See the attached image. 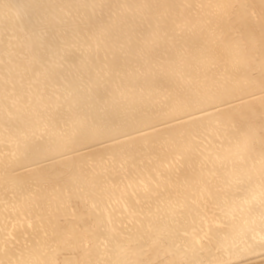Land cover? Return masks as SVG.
<instances>
[{"label":"bare ground","instance_id":"obj_1","mask_svg":"<svg viewBox=\"0 0 264 264\" xmlns=\"http://www.w3.org/2000/svg\"><path fill=\"white\" fill-rule=\"evenodd\" d=\"M10 1L11 0H5L4 2L2 1L3 3H1V11L3 12L7 10L5 12L7 15L8 9H10L13 16L11 20V14L7 15V17L9 16V19H5L6 23L3 24L7 26L6 28H8V26L9 29L10 27H12V29L15 30V34L19 37V40L17 39L18 42L26 45V48H28L29 50L32 49L31 54L35 56L37 62L39 61V58L41 59V62L39 61V63H36L35 61H33L32 63L29 62V64L25 60H22L19 61L18 64H15L16 62L13 61L15 66H12L13 64L10 61L11 63L6 64L5 69L7 70V65H10L9 72L12 70V68L14 70H17L16 72H20V74L16 73L15 71H11L10 73L15 72L13 73V77L15 75V78H17L18 76H22L21 82H25V80L29 81L32 79H36V77L38 76L43 79L42 82H45V85L46 83L48 85H50L51 83H58L59 86V83H61V85H63L61 88L63 92H60L58 90L59 87L57 90L60 92L59 95L62 97L60 100L63 102L64 99V102L63 106H60V109H63V111L61 112L60 109L55 111L54 107L56 108L58 106L59 108V100L55 101L56 98H51V96L49 97L48 95L44 94L45 90L43 94H36V90L35 94L33 95H35V99L40 98V100L37 99L38 102H40L35 105V102L33 100L31 101L28 99L29 96H27L26 98V96L23 95L26 88V86L24 88V82H22V85L24 83L23 89L21 88V86L14 87L15 91L24 90L21 93V96H24L26 98L25 99L24 97H20V92L18 91V94L14 93L17 95V97H20L19 99H21V101L19 102H16L17 100L15 101L16 103H18V105L15 104L17 107L19 106L18 109H15V106L11 107L8 102H5L6 105H10V109H8L9 111L6 110V114H4V112L3 114L5 115V117L8 114H12L13 118H11L12 124L10 125L9 130L5 133L4 130H6L7 127H4L8 123L4 124V122H2L4 118L3 114L0 116V139L5 138V140L12 142V140L9 139H12L14 136H18L17 138H20V140L18 139L20 142L15 143V145H5V143L2 141L1 142L4 144L0 143V194L1 191H7L13 194V196H9L10 199L6 203H4L5 201L3 203L2 201L0 202V235L4 238L2 241H0V264H264V58H262L264 56V0H210V3L204 4L206 5V8H204V6V10L202 12L201 10L200 12L198 11L200 14L205 13V17H208L213 21L212 24H214L216 28L210 31L204 30L205 24H201L200 22H198L200 21L199 19L201 17V15H198V12L196 13L197 16H189V18H186L190 19V21H188L189 24L191 23L190 25L188 24L189 26H194V23H199V26L196 25L198 26V32H195L194 28L192 32L190 30V32L186 33V30H184L183 33L185 34V36H183L181 39V45H183L184 47H189L191 49L193 48L194 50L192 52H189L187 56L183 57V54L181 53V50L183 48L181 46V48H179L176 53L173 52L171 48V50L168 49L169 51H165L166 56H164L165 54L161 57H158V55L155 56L156 58H161V60L162 58L165 60L166 57L172 56L173 54H175L176 57L174 56V62H164L162 60V63L160 64V72L157 70L150 71L148 69L150 72H147L148 74L146 75V77L144 75L145 78H143V80L146 81L142 82L141 80V84L139 81L140 86L142 87L143 85L142 92H144L145 95H149L151 97V94L155 92L156 89L162 87V85H164V82L166 83L165 79L169 77L174 78L175 74L178 73L179 75L181 74L178 79L180 80V83L183 87L182 95L177 97V93H173L172 97H169L172 101L171 104H173V109L169 114H158L153 117L147 112V114L139 115L136 119L137 122L135 121V123L136 127H138L137 124H139L138 120L140 119L139 121L142 122L143 125V128L141 129L137 128L133 129L132 131L131 126H134V122L133 125L120 124L121 126L119 128H116H118L119 132L121 131V135H119V132L117 133L119 135L118 137H120V139L123 138L124 140H122L121 142L113 141V143L111 141L115 137H113L114 135L111 136V134L116 133V128L112 129V124H109L107 122L112 121L114 118H118L115 116L120 110V103L116 100L117 98L119 99V97L121 98L122 96H126L130 93L128 89H126L127 87L137 86L138 81H136L135 79L136 75L132 74L131 78H126L129 82L128 83L126 81L128 83L125 86L126 88H124V86L122 87V89H120L121 87H115V89L118 90H112L110 89L112 87L110 85L109 90L112 91L111 94H108L110 92L109 90H106L108 85L105 81H102V78L104 77L103 75H105V72H113L116 67L118 68L120 55L115 56L117 55L116 53H118L117 51L114 53V56H111L112 52H108L109 54H111L109 55L111 56V58H108L107 53V60L104 61V63L106 62L107 67H105V69L103 67V69L105 70V72L103 71L104 74L101 75L102 73H100L99 75L98 71L95 72L94 70V73L92 74V71H90L89 73L92 74V76L90 75L91 78L89 79V81L82 74L80 68H77L78 72L76 73L78 74L73 75V71L69 75V72L65 73V68H60L61 66L57 67V65L54 66L45 64L46 57L49 54L51 55V52L54 53L55 48L54 50L52 49L54 45H50L49 39L46 43L44 41L43 43L42 41H40V37L35 36L34 38H31L29 36H26V29L35 30V27L31 25L32 21H30L29 14L39 13L41 16L43 15V22L46 23V26L47 24L54 26L55 20L58 19L55 18L59 17L56 15H62V11H60L59 9L61 8V5H66L72 0H15V4L12 2L13 5ZM124 1L125 0H123V2ZM81 2L83 3V1ZM93 2V0H90V3ZM126 2L128 6L129 4H131L130 6H140L141 9L142 5V8L144 9L146 0H126ZM86 3L89 4V1L86 0ZM98 3L100 2L98 1ZM124 4L126 3L124 2ZM178 4L179 3L177 0H158L156 4L158 5L156 6V12L151 9H149V11H153V17H155V13L156 15L161 17L160 15L166 11L165 7L169 6L167 11L170 10V12L168 13L171 14V11L179 10ZM92 7L93 6H90L89 8L91 9ZM118 7L120 8V6ZM132 7H130L129 11ZM89 8L85 7L82 12H84V15H86L85 20L91 19V23L93 17L90 18V14L93 10L91 9L90 12ZM53 9L56 13L54 15L53 12L52 17L51 12L53 11ZM132 12L136 14L133 10H131L129 14ZM141 12L144 14L143 11H140L139 13L142 14ZM145 14H147V12ZM174 14L175 13L173 12L172 15ZM158 16L157 19L159 20L156 21L157 23H159L158 21H160L159 24H161V21H163V17L159 18ZM13 18H15L16 21ZM60 18L62 17L60 16L58 21H61ZM150 19L151 18H149V20ZM163 19L165 20V18ZM99 20L101 19L99 18ZM151 22L152 19L150 23ZM150 23L149 25L152 24ZM207 23H209V21ZM94 25L95 24H93V26ZM239 25L243 26V30L240 31L241 33L237 31ZM122 26L125 27L124 25ZM72 27L74 28V26ZM82 27L83 26H81V30ZM104 27L102 28L103 30L105 29ZM165 27L166 26H164L163 24L162 27L159 25V29L161 28V32L165 30ZM77 28L80 29L79 26ZM85 28L83 30H85ZM131 28L129 27V29ZM152 28H149L152 30V32L157 34L161 33L160 30L159 32H157L158 28L154 29L153 26ZM201 28H203V31H201ZM123 29L124 28H122V30ZM72 31L73 30H71V32ZM77 31L80 32V30L78 29ZM111 32L113 33L112 30ZM128 32L130 33V31ZM148 32L150 33V30L147 31V33ZM147 33H145V35ZM125 34L128 35L127 32ZM204 34L207 35V37H205L206 35L204 36V40L206 42L203 47L204 49L202 50L205 52L203 53V55H200L197 53V51H201V49L199 48L204 44H202L201 41ZM68 35L70 34L68 33ZM147 36L145 37L146 43ZM108 37H110V34ZM161 37L159 38L160 40L162 39ZM63 38H65V40L69 38V42L72 39H70V36L67 38V35H64ZM80 38L83 39L82 43H84L85 34L84 38L82 36ZM121 38L124 39L125 36H122ZM136 38L135 40H137ZM141 38L143 39L144 37ZM149 38L150 34L148 39ZM131 39L133 41L132 36ZM159 39H157L158 42ZM91 40H93L92 37ZM91 40L89 39V42ZM141 40L138 39V41ZM152 40L153 38L151 39V41ZM108 41L111 42V39ZM112 44L113 43H111V46L109 44L108 45L112 48ZM85 45L89 47L90 44ZM100 45L101 43L99 44V46ZM114 45L115 44H113V46ZM125 45L127 46L128 43ZM93 46L91 45L92 48ZM139 46L141 47V45ZM91 47H89V49ZM116 47L117 45L115 46V48ZM111 48H109L110 51H112V49L113 51H115L114 48ZM119 48L120 47H118V49ZM4 49L6 48L0 45V55H2V51L4 53ZM106 50L108 49L106 48ZM123 50L124 48H122V50L120 49V51ZM129 51H131V49ZM101 52L102 51H100V58L102 57ZM124 52H127V49L126 51H123V53ZM5 53L4 55L6 56ZM91 54L94 55V52H91ZM180 54H182L181 58ZM93 55L91 57H93ZM8 56H10V54L7 55V58H9ZM71 56L73 55L68 56L67 59L72 60L73 57L71 58ZM91 57L87 56V58H89V62H92ZM207 57L208 59L210 57V60H204V58ZM63 58H66V55L65 57L63 56ZM82 58L83 61H86L84 60V57ZM100 58L98 59L99 61L102 60V58ZM75 59L77 60V57L74 58V60ZM166 59L168 60V58ZM212 59L215 62L226 61L227 59V63L225 62L226 65L223 68L224 74L226 76L229 75L230 78H227V80L225 79L226 81H216L219 86H221V84L222 86L220 87V91L217 93L215 92L216 94H214L213 97L210 96L212 95L211 92V94H204L206 86L201 85L200 83L197 84L193 88V92L195 95H199V93H202L200 97L201 101L199 103L195 102L196 104H193L192 102H194V100L192 101L191 98H187L189 97V95L193 94V92L191 91V82L194 81L193 78L197 76V74L205 76L204 74L208 73V71L206 73L205 70H202V67H206L208 62L213 61ZM10 60H13V56ZM74 60H72V62ZM72 62L70 64H72ZM85 63H87V66H89V63L87 61ZM92 63H95L96 65V62ZM158 63L159 61L157 62V64ZM44 64L46 66L45 68L43 67ZM82 64L84 63L81 62V66ZM101 64L100 66H105L104 64ZM190 65L194 67V70L200 71V73H196V71H194L193 68L190 67ZM87 66L85 65V67ZM75 67L73 68L75 69ZM96 67L98 66L96 65ZM96 67H94V69H97ZM71 68L72 67H70V69ZM88 68L90 69V66ZM19 69L20 71H18ZM120 69L123 68L120 67ZM255 69L260 70L257 73V75H260V78L254 76L253 70ZM4 70L3 72H5ZM188 71L191 72L188 73ZM6 76H8V73L4 75L5 78H8ZM126 76L128 77L129 75ZM79 77H81L82 79H79ZM113 77L115 78V76ZM163 77L165 78L162 79ZM108 78L109 77L106 75V81L110 82V78ZM12 80H14V78L11 79V81ZM17 80H14L12 83L16 82ZM5 82L9 84V81L7 82L6 79ZM210 82L214 83L211 80ZM210 82L208 81L206 85L208 84L209 86ZM6 83L1 82L0 84V101H2L0 103L3 104V107L5 105L3 101H7V99L11 97L10 96L7 98V96H9L10 94V91L9 89L7 90V88L10 87L11 90L13 88L12 86H9L10 84L8 85V87ZM104 83L107 86H105ZM111 84L113 83L111 82ZM36 85L40 86V83H37ZM252 89H259V94H256ZM120 91L122 94H120ZM118 92L120 95H117ZM6 93H8L7 96H5ZM47 93L49 94L50 92L47 91ZM142 95L143 93L139 94L136 99H134L133 97L131 98H133V101H143L147 103L145 99H142ZM4 96L6 99L3 98ZM1 97L4 100H2ZM31 97L33 98L32 95ZM234 98H236V100L238 101L235 104L233 103L231 106L228 105L231 103V100H234ZM14 99H16L15 96ZM27 99L29 100V102H32V104L29 103V106H26L28 102L25 103L26 101H28ZM24 100H26L24 102L25 104L22 105L21 102ZM98 100H101L105 104H114V107L112 106V111L111 109H107L108 107L105 106V104L103 105L107 110H109V114L107 113L109 117L107 116L108 118H106L109 120H104L105 115L102 116V113L106 111L102 109L101 101L99 102ZM15 102L13 101V104ZM51 103L54 104V107L50 106ZM148 103L147 105H149ZM2 104H0V106ZM136 104L137 103H135V105ZM64 105L69 106L67 107L68 110L64 109ZM76 105H79L80 111H78V109L75 107ZM218 105L222 106V108L220 107L217 109L216 107ZM8 106L6 107L8 108ZM49 106L51 109H53L50 110ZM198 106L203 107V109H200L199 111L196 110V107ZM75 108L77 109V112L75 114L73 112L72 114L71 111L73 109L75 110ZM213 108H216L217 111L215 110L213 112H209V109L211 110ZM101 110L104 112H102ZM207 111L209 112V114H207ZM203 113L206 114L198 117L199 114ZM110 114H112V116H110ZM62 115H68V118L63 119L64 121L62 126L65 127L64 129H62V126L59 128L57 125V118L62 117ZM101 116L104 117L103 121L101 119ZM5 119L3 121H5ZM210 119L215 120V125L213 126L216 130V133L220 135L219 132H221L222 136H224L225 138L222 137L224 139L223 142H221V146L217 145L219 147H214V149H216L217 151L212 149L213 152L211 151L209 153L204 151V153H201L205 156V158H210L208 159V162H205L208 163V166H201L198 165V162H195V160L196 158H198V156L200 157L202 155H200L199 153L196 158L193 157L194 155H197L198 152L196 151L199 148L198 146L200 144L194 145V142H192L191 140L192 138L188 139V135H190L191 130L195 129L196 127H202L204 123L205 125H207V123L208 125H211L210 121L207 122ZM153 120L156 121L152 123ZM123 121L120 122L123 123ZM149 124H152L151 127H148ZM100 125L102 126L100 127ZM43 126L45 128H43ZM125 126H128L129 129H125ZM236 126H238V128ZM203 127L202 129L204 130ZM209 127L207 128L209 129ZM39 128L45 129V133L40 132L42 134L40 135V138H38V141L33 140L34 137H37L35 136L36 134H40L35 133L37 132V130H40ZM235 128L238 129L239 132L235 130ZM60 129H62L61 131L63 132L65 131V134L61 133L59 131ZM198 130L200 129L198 128ZM21 133L23 134L22 136ZM192 133L194 134V131ZM19 135L21 137H19ZM105 139L108 142L110 141L112 144H108V142H106L104 144H107V147L105 145V148H102V142L100 143V141ZM211 139L213 138L211 137ZM96 141H98L101 145H99V143ZM188 142H190V144H188ZM96 143H98V145L101 146L100 148L102 149L95 150V147L97 146H95ZM89 144L93 145H91L92 148L95 146V152L89 154L90 158H92V161L103 163V157L105 155L114 157L116 156L118 160H121L123 158V170H127L128 174L126 171L127 175H124L127 182H120V185L118 187H115L114 189H111L109 186L108 188L107 186L105 188L101 180L102 177L100 175L89 178L90 181L83 180V182L88 185L84 186L86 193H95L96 195L102 193L98 192L99 190H103L105 196V198H99L97 196H94L93 194H87L86 196L90 197L91 199L89 200V203H84L80 196H75L72 193L68 195V186L73 185V178H71L70 180L68 176L74 175L82 170L84 166L83 164H85L84 161L86 160L85 156L87 157L88 154H86L85 156H77L75 160L74 158L70 159V156L66 157V155L68 156V154H65V157H63L64 154L61 152H63L70 146H88ZM171 146L175 151L178 150L177 152L180 155L185 156V161L182 160L181 163H183L185 166L190 167H184L181 169L176 167L180 170H178V175L172 177L173 180L172 178H170L171 175L169 176V178L174 181L173 183L170 179H166V176L168 177V174L172 172V168H170V165L172 164H169V167L167 168L165 163L168 159V156L166 157V160L163 156L165 148H167L168 152ZM195 146H197L198 148ZM141 147H150L151 150H156L158 156L162 152L163 153L160 155V159L159 157H157L158 160L153 162V165L148 164L149 166H146L145 163L140 162L143 160L141 157H133L135 150ZM194 148H197L195 151H193L196 153H192L194 154L192 155L191 152ZM201 148L205 147L203 146ZM79 149H76V151L79 152ZM82 149L80 151L84 150ZM201 150L199 149V151ZM171 152L170 155L173 153ZM57 155H62L63 158H61V160H59L60 158H58L57 160L56 157H59ZM166 155L168 154L166 153ZM162 157L164 158V161L162 160ZM134 158L139 161L135 160ZM202 159L205 160L203 156ZM169 160L170 159H168L167 163H170ZM180 160L181 159H179V162ZM42 161L49 162H46L47 164L44 163L45 165H43L41 163ZM38 162H40L43 166L38 167ZM20 164L22 168L23 166H26V168L28 169L26 172L18 175L19 173L17 171L19 169H22L21 167H19V169L17 168ZM69 172H71L72 174L69 175ZM61 173H63V175ZM134 173L137 174V176L134 177ZM81 176H84V174H81ZM62 178L65 179L67 184L69 183L68 186L67 184H65L67 186L66 189L68 188V191H61V188H64L62 187V183L61 188H59V192H57L58 190L54 189L57 193H55V191L54 193H52V191L49 189V186L52 183L55 184V182H58ZM138 179H140L141 182H144V184H138ZM35 181V186H37L38 188L33 191L32 186ZM134 183H137V187L135 186L136 188H133ZM54 184H52V186ZM59 185L60 183L58 184V187ZM55 187L56 186L54 185L53 188ZM138 188L139 190L136 191V189ZM108 189H110V191H114V194L118 195L119 197L117 198H119L120 200L113 207V212L109 210V207L107 209L108 205L106 202V195L109 193ZM49 190L52 193H50V195H48ZM85 192L83 194H85ZM110 198L112 197L110 196ZM150 199H152V203H154L151 210H153L154 207L158 210L157 213L154 212L156 213V215L152 214L154 217H149L148 215L146 216V213L149 211V207H146V205L150 203ZM110 200L108 199V201ZM206 206H209L211 210H207L205 208ZM123 208H127V210L129 211L130 209L128 208L134 210L130 212L127 211L129 215H122L121 217H118L119 215L116 214L118 212L123 213ZM21 215H25L27 218L23 216L25 219L22 220L20 217ZM112 216H115V221L113 220L114 222H112V224H109L111 222ZM6 217L12 218V220L8 221ZM127 218H131L133 219V221H131L132 224L130 225L131 230H125L124 232V228L116 223L124 222ZM113 223H115V225H113ZM78 225H82L84 230L83 232H81V230L79 229L82 235L81 237H84L83 240H80L81 238L78 239L79 244L78 241H76L77 238H79V232L77 228ZM37 232H42L40 234V237L39 235H37ZM4 235H7L8 237H4ZM24 235H27L28 237L25 238ZM24 239L26 240L25 242H23ZM82 242H89L90 245L86 246L82 244ZM23 243L29 244L24 246Z\"/></svg>","mask_w":264,"mask_h":264},{"label":"rangeland","instance_id":"obj_2","mask_svg":"<svg viewBox=\"0 0 264 264\" xmlns=\"http://www.w3.org/2000/svg\"><path fill=\"white\" fill-rule=\"evenodd\" d=\"M5 1V0H0V7H1V3H3V2ZM14 1L15 0H11L10 2L12 3H14ZM81 1H83V3L81 2ZM87 1H89V4L88 3H86V0H72V1H70L68 4H66V5H61V8H59L60 9V11H62V15L61 14H58V15H56V16H61L62 18H60L61 19V21H58L59 20V17H56L55 19H57V20H55V23H54V26L53 25H48L47 24V26H46V23L45 22H43V15L41 16L39 13H34V14H29V16H30V21H32V24L31 25H33L34 27H35V30H30V29H26V31H25V34H26V36H29V37H31V38H34L35 36H37V37H40L41 39H40V41H44L45 43L48 41V39H49V43H50V45L51 46H53V50H54V48H55V50H54V53L53 52H51V55L49 54L47 57H46V60H45V64H49V65H57V67H59V66H61L60 68L61 69H64L65 70V73H68L69 75H70V73L71 72H73L74 71V73H72L73 75H76V74H78V73H76V72H78L77 71V68L79 69L80 68V71L82 72V74L88 79V81H89V79L91 78L90 77V75L92 76V74L94 73L93 72V70L95 71V72H97L98 71V74L100 75V73H102L101 75H103L104 74V72H105V67H107V65H106V62L104 63V61L105 60H107V53L109 52V53H111V54H109L108 53V58H111V56H114V53L117 51L118 53H116L117 55H115V56H118V55H120V59H119V65H118V68L116 67V69L111 73V72H108L109 74H110V76H109V74L108 73H106L105 72V75H103L102 77V81L104 82H106V84L108 85H106L105 83V86H107V89L106 90H109V88H110V85L112 86L110 89H112V90H118V89H115V87L117 88V87H121L120 89H122V87L124 86V88H126L125 86H126V84H128L129 82L127 81V79L126 78H131L132 77V74H134V75H136V81H138V83H137V86H132V87H127L126 89H128V91L130 92L129 94H127L126 96L124 95V96H122L121 98L119 97V99L117 98V100L116 101H119V107H120V110H119V112L117 113L118 114V116H117V114H116V116L115 117H118V118H114L112 121H106L107 123H109V124H112V129L113 128H116V127H120L121 125L120 124H129V125H133V122H134V126H131V130L133 131V129H141V128H143V125H142V122H140L139 120H138V123L140 124V126H139V124H137L138 125V127H136V123H135V121L137 122V117L139 116V115H143V114H147V112H148V114L149 115H152L153 117L154 116H156V115H158V114H162V115H166V114H169V113H171V110L173 109V104H171V100H170V96L172 97V94L173 93H177V97H179L180 95H182V92H183V87H182V85H181V83H180V80L178 79L179 78V76L181 75H179L178 73H176L175 74V77L173 78V77H169V78H167V79H165L166 80V83L164 82L163 84L164 85H162V87H160V88H158V89H156L155 90V92H153L152 94H151V97L149 96V95H145V93L144 92H142V88H143V85H142V87L140 86V84H141V80H142V82H144V81H146V80H143V78H145L146 77V75L148 74L147 72H150V71H152V70H154V71H159L160 72V68H161V61L163 60L164 62H170V61H173L174 62V56H175V54H173L172 56H169L170 58H171V60H170V58L169 57H166V58H168V60L165 58V60L162 58V60H161V58H158L159 56L161 57L162 55H164V56H166V53H165V51H167L168 49L169 50H171V48H172V51L173 52H177V50L179 49V48H181V46H182V50H181V53L183 54V57H185V56H187L188 55V53L189 52H192L194 49L192 48H189V47H184L183 45H181V43H182V41H181V39H182V37L183 36H185V34L183 33L184 32V30H186V33L187 32H190V30H191V32H192V30H193V28H194V30H195V32H198V26H199V23H197V24H195L194 23V26L193 25H191V26H189L190 24H189V22L188 21H190V19H186V18H189V16L191 17V16H197L196 15V13L199 11L200 12V10H201V12L204 10V8H206V5H204V4H207V3H210V0H177L178 1V9L179 10H175V11H171L172 13L170 14V13H168V12H170V10L169 11H167L168 10V7H165V9H166V11L165 12H163L160 16L161 17H159L158 15H156V13L154 14V16L155 17H153L152 16V14H153V11L154 12H156L155 10H157V7L156 6H158V5H156L157 4V2H158V0H146V3H145V6H144V4H143V6H144V9L142 8V5H141V9H140V6H130L131 4H129V6H128V4H127V2H126V0L124 1L126 4H124V2H123V0H96V2H95V0H93L94 2L93 3H90V0H87ZM98 1L100 2V3H98ZM151 1V2H150ZM153 1V2H152ZM9 2V3H10ZM110 2V3H109ZM148 2H149V4H148ZM13 3H12V5H13ZM156 3V4H155ZM182 3V4H181ZM15 4V3H14ZM72 4V5H71ZM91 4V5H90ZM147 4V5H146ZM84 5V6H83ZM93 6L91 9L93 10L92 12H91V9L89 8L90 6ZM100 5V6H99ZM117 5V6H116ZM122 5V6H121ZM149 5H150V7H149ZM154 6V8H153V6ZM78 8H77V7ZM89 6V7H88ZM107 6V7H106ZM118 6H120V8L118 7ZM181 6V7H180ZM205 6V7H204ZM67 7V8H66ZM80 7V8H79ZM85 7H87V8H89V11L91 12V14H90V18H92V21H91V23H90V20L91 19H89V20H85L86 19V15H84L85 13L84 12H82V10L85 8ZM96 7H97V9H96ZM130 7H132L131 8V10H133V11H135V13L136 14H134V12H132V13H130L129 14V12H131V10L129 11V9H130ZM136 9H135V8ZM204 7V8H203ZM76 8V9H75ZM134 8V9H133ZM138 8V9H137ZM181 8V9H180ZM64 9V10H63ZM139 9H140V11H143L144 12V14L142 13V14H140L139 12ZM143 9V10H142ZM149 9H151V10H153V11H149ZM10 9H8V12H7V15H9V14H11V10L9 11ZM96 10H98V11H96ZM100 10H101V12H100ZM106 10V11H105ZM109 10V11H108ZM147 10V11H146ZM196 10V11H195ZM7 10H5V11H1V9H0V45L1 46H3L4 48H6V49H4V53L5 52H8V53H5L6 54V56L4 55V53H3V51L1 52L2 53V55H0V84H1V82L2 83H6L5 82V79H6V81L8 82L9 81V84L8 83H6L7 84V86L9 85V86H12L13 88H12V90H11V88L9 87V88H7V90L9 89V91H10V94H9V96H7L8 95V93H6V95L5 96H7V98L8 97H10V98H8L7 99V101H3V103L5 104L4 105V107L6 108H4L3 107V104L2 103H0V104H2L1 106H0V112H1V114H0V116L3 114V112H4V114H6L7 113V111L6 110H8V109H10L9 107H10V105H11V107H14L15 109H18V107L16 106V105H18V103H16V102H19V101H21V99H19L20 97H24V96H21L22 94V92L24 91H20V90H14V87H20L21 86V88L23 89V85H24V83H25V85H24V88H25V86H26V88H25V91H24V93H23V95H25L26 96V98H27V96H29L28 97V99L29 100H33L34 102H35V105H37L39 102H38V100L37 99H39L40 100V98H36L35 99V95H33V94H35V92H36V90H37V92H36V94L37 93H42L43 94V92H44V90H45V92H44V94H46V95H48L49 97L51 96V98H56L55 99V101H58L59 100V102H58V105H59V108H58V106L55 108L54 107V104H52V103H55V102H52L51 104H50V106L51 107H54V109H55V111L56 110H58V109H60V106H63V102H64V99H63V102L60 100L62 97L59 95L60 94V92L62 91L63 92V90L61 89L62 88V86L63 85H61V83H59L60 85L58 86V83H51L50 85H48L47 83H46V85H48V86H50V87H48V86H46L45 85V82H42V80L43 79H41L40 77H36V79H32V80H25V82L24 81H22V82H24L23 83V85H22V82H21V80H22V76H18L17 78H18V80H17V78H15V75H14V77H13V73H15L17 70H14L12 67V70L11 71H15V72H13V73H10L9 72V67H10V65H7V70H8V72H7V70L5 69V67H6V64H10L11 62H12V66H15V64H18V62L19 61H22V60H25L26 62H30V63H32L33 61H35L36 63H39V61L41 62V59L39 58V61L37 62V59L35 58V56L33 55V54H31L32 53V49H28V48H26V45H24L23 43H21V42H18V40H19V37L15 34V30H13L12 29V27H10V29H12V30H10L9 29V26H8V28H6L7 26L6 25H4L3 23H6V20L5 19H9L8 17H7V15H6V12ZM103 11V12H102ZM129 11V12H128ZM147 12V14L150 16H148L147 14H145L146 12ZM178 11H179V13H178ZM184 11V12H183ZM53 12H54V15H55V10L53 9V11L50 13L51 14V16L53 17ZM93 12H95V13H93ZM107 12V13H106ZM138 12V13H137ZM149 12V13H148ZM150 12H152V13H150ZM167 12V13H166ZM173 12L175 13L174 15H172L173 14ZM177 12V13H176ZM198 12V13H199ZM2 13H5V14H2ZM93 13V14H92ZM100 13V14H99ZM119 13V14H118ZM65 14V15H64ZM109 14V15H108ZM165 14V15H164ZM3 15H4V17H3ZM97 15V16H96ZM103 15V16H102ZM107 15V16H106ZM168 15V16H167ZM170 15V16H169ZM198 15H201V17H200V21H198V22H200L201 24H205L204 25V27H205V29L204 30H207V31H210V30H214L215 28H216V26L214 25V24H212V20L210 19V18H208V17H205L206 16V14L204 13H199ZM123 16H124V18H123ZM143 16H145V17H143ZM148 16V17H147ZM152 16V17H151ZM157 16L159 17V18H165V20L162 18V20L164 21V23H163V21H161V24H159L160 23V21H158L159 23H157V21L156 20H159V19H157ZM167 16V17H166ZM186 16H188V17H186ZM2 17H3V19H2ZM12 14L10 15V19L12 20ZM94 17H95V19H94ZM98 17V18H97ZM105 17V18H104ZM142 17H143V19H142ZM177 17V18H176ZM205 17V18H204ZM99 18L101 19V20H99ZM116 18V19H115ZM126 18V19H125ZM140 18V19H139ZM149 18H151L152 19V24L150 23V21H151V19L149 20ZM171 20H170V19ZM182 18V19H181ZM13 19H15V18H13ZM83 19H84V21H83ZM139 19V20H138ZM175 19V20H174ZM5 22H4V21ZM104 20V21H103ZM146 20H147V22H146ZM149 20V21H148ZM182 20V21H181ZM14 21V20H13ZM15 21H16V19H15ZM75 21V22H74ZM95 21V22H94ZM99 21V22H98ZM107 21H109L110 22V24H109V22H107ZM135 21V22H134ZM142 21H143V23H142ZM168 21V22H167ZM209 21V23H207ZM58 22V23H57ZM77 22V23H76ZM113 22V23H112ZM69 23V24H68ZM71 23V24H70ZM80 23V24H79ZM84 23V24H83ZM87 23H90V24H87ZM105 23H106V25H105ZM130 23V24H129ZM149 23L151 24V25H149ZM178 23V24H177ZM74 24V25H73ZM77 24V25H76ZM93 24H95L94 26H93ZM103 24V25H102ZM121 24V25H120ZM162 24L164 25V26H166L164 29L165 30H163L162 32H161V28L159 29V25L162 27ZM189 24V25H188ZM67 25V26H66ZM74 26V28L72 27V26ZM102 27H101V26ZM107 25H108V28H107ZM122 25H124L125 27H123ZM149 25V26H148ZM196 25H198V26H196ZM5 28H4V27ZM51 27V28H49V27ZM79 26L80 27V29L79 28H77V27ZM81 26H83L82 27V30H81ZM105 26V27H104ZM152 26L154 27V29L156 28H158V31L157 30H155V31H157V32H159V30H160V32L161 33H154V32H152V30L151 29H149V28H152ZM173 26H175V27H172ZM53 27V28H52ZM86 27V28H85ZM101 27V28H100ZM105 28L104 30L102 29V28ZM111 27V28H110ZM121 27V28H120ZM129 27L131 28V27H133V28H131V29H129ZM85 28V30H83ZM107 28V29H106ZM116 28V29H115ZM122 28H124L123 30H122ZM125 28H126V30H125ZM135 28V29H134ZM192 28V29H191ZM208 28V29H207ZM243 28V26H241V25H239L238 26V32L239 33H241L240 31L241 30H243L242 29ZM69 29V30H68ZM77 29L78 30H80V32L79 31H77ZM90 29H92V30H90ZM110 29V30H109ZM119 29V30H118ZM128 29V30H127ZM153 29V28H152ZM65 30H66V32H65ZM71 30H73L72 32H71ZM87 30V31H86ZM95 30V31H94ZM103 30V31H102ZM106 30H108V31H106ZM111 30L113 31V33L111 32ZM116 30V31H115ZM131 30H132V32H131ZM133 30H136V31H133ZM146 30V31H145ZM150 30V33L148 32L147 33V31H149ZM82 31V32H81ZM99 31H101V32H99ZM117 31H118V35H117ZM125 31V32H124ZM128 31H130V33L128 32ZM201 31H203V28H201ZM76 32V33H75ZM90 32V33H89ZM92 32V33H91ZM127 32V34L128 35H126L125 33ZM134 32H137V33H134ZM147 33L148 34V36H147V34L145 35V33ZM61 33H62V35H61ZM68 33L70 34V35H68ZM80 33V34H79ZM105 33V34H104ZM110 34V37H108L109 36V34ZM144 33V34H143ZM67 35V38L70 36V42H69V38L68 39H66L65 40V38H63V36L64 35ZM74 34H76V35H74ZM84 34H85V41H86V39H87V41L85 42L84 41V43H82L83 42V39L82 38H80L81 36L84 38ZM97 34H101L100 36L99 35H97ZM108 34V35H107ZM112 34V35H111ZM129 34H130V36H129ZM132 34H134V35H132ZM149 34H150V41H151V39L153 38V40L150 42L149 41V39H148V37H149ZM161 34V35H160ZM72 35H74V36H72ZM80 35V36H79ZM93 35V36H92ZM95 35V36H94ZM97 35V36H96ZM103 35V36H102ZM136 35H137V38H136ZM144 35V36H143ZM157 35V36H156ZM160 35V36H159ZM163 35V36H162ZM206 34H204L203 35V37H202V39H201V41H202V44H203V46H201L199 49H201V51H197V53L198 54H200V55H203V53L205 52V51H202L204 48V45H205V38H204V36H205ZM17 36V37H16ZM49 36V37H48ZM51 36V37H50ZM61 36V37H60ZM79 37V39H78V37ZM113 36V37H112ZM117 36V37H116ZM124 37L125 36V38L126 39H128V40H126L125 38L123 39V38H121V37ZM128 36V37H127ZM131 36H132V38H133V41H132V39H131ZM147 36V39H146V41H147V43H148V41H149V43L147 44L146 42H145V37ZM162 36V37H161ZM44 37V38H43ZM59 37V38H58ZM75 37H77V38H75ZM91 37H92V39L93 40H91ZM100 37H102V38H100ZM105 37V38H104ZM115 37V38H114ZM120 39H119V38ZM130 37V38H129ZM137 39V40H135V38ZM141 37H144L143 39L141 38ZM162 38L161 40L159 39V38ZM175 37H178V38H175ZM205 37H207V35L205 36ZM51 38V39H50ZM97 38V39H96ZM98 38H100L101 40H103V41H101L100 39H98ZM109 38V39H108ZM113 38V39H112ZM155 38V39H154ZM159 39V42H158V40L157 39ZM18 39V40H17ZM54 39V40H53ZM58 39V40H57ZM89 39L91 40L90 42H89ZM94 39H96V40H94ZM111 39V42L110 41H108V40H110ZM116 39V40H115ZM121 39H123V40H121ZM138 39L139 40H141V41H138ZM178 39V40H177ZM99 40V41H98ZM115 40V41H114ZM53 43H52V42ZM117 41V42H116ZM120 41V42H119ZM123 41V42H122ZM126 41H127V43H128V45L126 46L125 44H127L126 43ZM135 41H136V43H135ZM138 41V42H137ZM143 41V42H142ZM43 42V43H44ZM92 42H94V43H92ZM108 42V43H107ZM143 43V45L145 46H143L142 45V43ZM152 42H155V43H152ZM56 43V44H55ZM101 43V45L99 46V44ZM105 43V44H104ZM111 43H113V44H115L114 46H113V44H112V48H114V50L115 51H113V49L110 47L111 46ZM121 45H120V44ZM139 43V44H138ZM145 43V44H144ZM151 43V44H150ZM85 44H87V45H89V47H91V45L93 46V44H94V46H93V48L91 49H89V47L88 46H86ZM110 46H109V45ZM124 44V45H123ZM130 44H131V46H130ZM134 44V45H133ZM150 44V45H149ZM157 44H158V46H157ZM159 44H160V46H159ZM56 45V46H55ZM97 45V46H96ZM105 45V46H104ZM117 45V47L115 48V46ZM139 45H141V47L139 46ZM148 45V46H147ZM175 45V46H174ZM125 46H126V48H125ZM130 46V47H129ZM133 46H135V47H133ZM155 46V47H154ZM87 47V48H86ZM96 47H97V49L98 50H100V51H102L101 52V58H102V60L101 61H99L98 59L100 58V51H98L97 49H96ZM118 47H120L119 49H118ZM124 48V50L123 51H126V49H127V52H124L123 53V51H120V49L122 50V48ZM129 47V48H128ZM132 47H133V51H132ZM140 47V48H139ZM148 47V48H147ZM95 48V49H94ZM106 48L108 49V50H106ZM109 48H111L112 49V51H110L109 50ZM143 48V49H142ZM154 50H153V49ZM155 48H156V50H155ZM158 48V49H157ZM103 49H104V52H103ZM118 49V50H117ZM131 49V51H129ZM6 50H8V51H6ZM69 50V51H68ZM87 50V51H86ZM146 50V51H145ZM154 52H152V51ZM161 50V51H160ZM168 50V51H169ZM175 50V51H174ZM56 51V52H55ZM107 51V52H106ZM145 51V52H144ZM152 53H151V52ZM163 51V52H162ZM91 52H94V55L93 54H91ZM96 52V53H95ZM98 52V53H97ZM105 52H106V54H105ZM121 52V53H120ZM128 52H130V53H128ZM157 52V53H156ZM103 53V54H102ZM151 54V56H150V54ZM160 53V54H159ZM8 54H10V56H8L10 59H12V56H13V60H10L9 58H7V55ZM31 54V55H30ZM56 54H59V55H56ZM65 57V55H66V58H63V56ZM90 54V55H89ZM122 54V55H121ZM152 54H153V56L155 57V56H157L158 55V57L155 59L153 56H152ZM182 54H180L181 56H180V58L182 57ZM70 56V55H73V56H71V58L73 57V59L72 60H74V58H76L77 57V60L75 61H73L72 62V60H71V62H72V64H70L71 62H70V60H68L67 58H68V56ZM81 55V56H80ZM92 56L93 55V57H91L92 58V62H96V65L98 66V67H96V65H95V63H92V62H89V58H87V56ZM97 55V56H96ZM109 55H111V56H109ZM5 56V57H4ZM59 56V57H58ZM76 56V57H75ZM95 56V57H94ZM79 57V58H78ZM82 57H84V60H86L89 64V66H90V69L88 68L89 66H87V63H85L86 61H83V58ZM97 57H99V58H97ZM106 57V58H105ZM176 57V56H175ZM28 58H29V60H28ZM34 58V59H33ZM63 58V59H62ZM90 58V59H91ZM95 60H94V59ZM100 58V59H101ZM154 58V59H153ZM262 58H264V56L262 57ZM31 59H32V61H31ZM49 59V60H48ZM67 60L68 61V63H67V61H65V60ZM79 59V60H78ZM207 59H208V57L207 58H204V60H206L207 61ZM61 60V61H60ZM65 62H64V61ZM82 60V61H81ZM94 60V61H93ZM154 60V61H153ZM208 60H210V57H209V59ZM213 60V59H212ZM11 61V62H10ZM13 61H15L16 63L14 64L13 63ZM52 61V62H51ZM78 61V62H77ZM82 63H84V64H82V66H81V62ZM99 61V62H98ZM102 61H103V63H102ZM122 61V62H121ZM159 61V63L157 64V62ZM226 61H227V59H226ZM226 61H217V62H215L214 60L213 61H211V62H208L207 63V66L206 67H202V70H205L206 71V73H207V71H208V73L207 74H204L205 76H202L201 74H197V76H195L193 79H194V81H192L191 82V87H192V92H193V88L197 85V84H201V85H204V86H206L205 87V95L206 94H208V93H212V95H210L211 97H213V95L214 94H216L217 92H219L220 91V87L222 86V84H221V86H219L217 83H216V81H222V80H227V78H230V76L229 75H225L224 74V68L223 67H225V62ZM59 62V63H58ZM80 62V63H79ZM126 62V63H125ZM29 63V64H30ZM53 63V64H52ZM58 63V64H57ZM61 63H63V64H61ZM90 63H91V65L92 64H94V65H90ZM102 63V64H101ZM124 63H125V65H124ZM180 63H182V62H180ZM227 63V62H226ZM45 64H44V68L46 67L45 66ZM61 64V65H60ZM66 64V65H65ZM74 64H76V65H74ZM100 64L101 65H105V66H100ZM210 64H211V66H210ZM71 65V66H70ZM85 65L87 66V67H85ZM122 65V66H121ZM158 65V66H157ZM75 66H77V67H75ZM81 66V67H80ZM83 66H84V68H83ZM96 67L97 69H94V67ZM215 66V67H214ZM63 67V68H62ZM69 67V68H68ZM70 67H72L71 69H70ZM73 67H75V69L73 68ZM100 67V68H99ZM103 67H104V69H103ZM120 67L121 68H123V69H120ZM190 67H192L193 68V70H194V67L192 66V65H190ZM91 68H92V70H91ZM5 69V70H4ZM67 69H69V70H67ZM120 69V70H119ZM150 71H149V70ZM220 69V70H219ZM3 70L5 71V72H3ZM67 70V71H66ZM84 70V71H83ZM193 70H191V71H193ZM18 71H20V69L18 70ZM90 71H92L91 73L92 74H90L89 72ZM104 71V72H103ZM108 71H110V70H108ZM118 71V72H117ZM191 71H188V73L189 72H191ZM194 71H196V73H200V71H198V70H194ZM260 70L259 69H255V70H253V73H254V76H257L258 78H260V75H257V73L259 72ZM87 72V73H86ZM6 73H8V76H6V77H8V78H5L4 77V75L6 74ZM10 73V74H9ZM16 73H18V74H20V72H16ZM21 73H22V71H21ZM86 73V74H85ZM126 73V74H125ZM4 74V75H3ZM71 74V75H72ZM79 74H80V72H79ZM215 74V75H214ZM224 74V75H223ZM2 75H3V77H4V80H3V77H2ZM11 75H12V77H11ZM108 76L109 78V80H110V82L109 81H106L107 79H105V76ZM121 75V76H120ZM126 75H129L128 77L126 76ZM139 75V76H138ZM142 75V76H141ZM144 75H145V77H144ZM192 75V74H191ZM199 75H201V76H199ZM111 76H112V78H111ZM113 76H115V78L113 77ZM211 76V77H210ZM214 76V77H213ZM225 76V77H224ZM2 77V78H1ZM76 77V76H75ZM125 77V78H124ZM221 78V79H219V78ZM14 78V80H17L16 82H14V83H12L14 80H12L11 81V79H13ZM85 78V79H86ZM165 77H163L162 79H164ZM199 78V79H198ZM202 78V79H201ZM217 78V79H216ZM1 79H2V81H1ZM38 79V80H37ZM79 79H82L81 77H79ZM86 79V80H87ZM114 79V80H113ZM116 79V80H115ZM123 79H124V81H123ZM172 79V80H171ZM174 79H176V80H174ZM197 79H198V81H197ZM23 80H24V78H23ZM200 80V81H199ZM202 80V81H201ZM205 80V81H204ZM210 80L212 81V82H214V83H211L210 82ZM225 80V81H226ZM28 83H27V82ZM31 81V82H30ZM123 81V82H122ZM128 83H127V82ZM139 81H140V84H139ZM171 81V82H170ZM210 82L209 83V86H208V84L206 85V83L207 82ZM18 82V83H17ZM20 82V83H19ZM30 82V83H29ZM103 82H102V84H103ZM111 82L114 84H111ZM16 83V84H15ZM37 83H40V86L39 85H36ZM49 83V82H48ZM118 83V84H117ZM13 84V85H12ZM18 84V85H17ZM28 84V85H27ZM33 84H34V86H33ZM55 84V85H54ZM168 84V85H167ZM170 84V85H169ZM212 84V85H211ZM217 84V85H216ZM17 85V86H16ZM118 85V86H117ZM158 85V84H157ZM215 85V86H214ZM36 86V87H35ZM53 86V87H52ZM102 86H104V85H102ZM169 86V87H168ZM218 86V87H217ZM35 87V88H34ZM55 87H56V89H55ZM58 87H59V89H58ZM140 87V88H139ZM210 87V88H209ZM217 87V88H216ZM32 88V89H31ZM46 88H47V90H46ZM139 88V89H138ZM200 88V87H199ZM215 88V89H214ZM247 88V87H246ZM16 89V88H15ZM60 91H58V90ZM170 89V90H169ZM204 89V88H203ZM209 89V90H208ZM32 90V91H31ZM111 90V91H112ZM180 90V91H179ZM207 90V91H206ZM256 94H259V89H252ZM8 91V92H9ZM20 92V94H19V96L17 97V95L16 94H14V93H17L18 94V92ZM29 91V92H28ZM47 91H49L50 93L48 94L47 93ZM52 91V92H51ZM65 91V90H64ZM67 91V90H66ZM110 91V90H109ZM108 91V92H109ZM111 91L108 93V94H111ZM123 91V90H122ZM132 91V92H131ZM7 92V91H6ZM32 92V93H31ZM34 92V93H33ZM53 92H54V94H53ZM69 92V91H68ZM160 92H161V94H160ZM162 92H163V94H162ZM216 92V93H215ZM258 92V93H257ZM132 93V94H131ZM143 93V95H142V99L144 100H146L147 101V103L150 105H147V103L146 102H143V101H133L132 99L134 98V99H136L137 97H138V95L139 94H142ZM179 93V94H178ZM210 93V94H211ZM27 94V95H26ZM30 94V95H29ZM53 94V95H52ZM120 94H122L121 93V91H120ZM119 94V92H118V94L117 95H120ZM167 94V95H166ZM202 94V93H201ZM201 94L199 93V95H195L194 94V92H193V94L192 95H189V97H187V98H191V100L193 101L194 100V102H192L193 104H196V103H199L200 101H201ZM255 94V95H256ZM261 94V93H260ZM31 95L33 96V98L35 99H33L32 97H31ZM45 95V96H46ZM5 96L3 97V98H5ZM13 96V97H12ZM14 96L16 97V99H14ZM37 96V95H36ZM53 96V97H52ZM58 96V97H57ZM135 96V97H134ZM159 96H160V98H159ZM191 96V97H190ZM196 96V97H195ZM198 96V97H197ZM30 97H31V99H30ZM48 97V98H49ZM131 97H133V98H131ZM194 97V98H193ZM2 98V97H1ZM2 98V100H4ZM25 98V97H24ZM23 98V99H24ZM25 98V99H26ZM150 98V99H149ZM169 98V99H168ZM196 98H198V99H196ZM200 98V99H199ZM6 99V98H5ZM27 99V100H28ZM132 101H131V100ZM172 99V98H171ZM1 100V99H0ZM17 100V101H16ZM29 100L28 101H26V100H24V101H22L21 102V104L23 105V104H25V103H27L26 104V106L28 105L29 106V103L30 104H32V102L30 101L29 102ZM121 100V101H120ZM124 100V101H123ZM149 100H151V101H149ZM170 100V101H169ZM13 101L15 102L14 104H13ZM26 101V102H25ZM61 101V102H60ZM97 101V100H96ZM99 102L101 101V100H98ZM153 101V102H152ZM235 101V102H234ZM238 100H236V98H234V100H231L229 103L230 104H228V105H232L233 103L235 104L236 102H237ZM0 102H2V101H0ZM8 102V104H10L9 106H8V104L6 105V103ZM25 102V103H24ZM132 102V103H131ZM142 102V103H141ZM151 102V103H150ZM196 102V103H195ZM135 103H137L136 105H135ZM145 103V104H144ZM158 103V104H157ZM161 103V104H160ZM16 104V105H15ZM65 104H66V102H65ZM105 103L104 102H102L101 101V105H102V109L104 110V111H106V112H104V111H102V112H104V113H102V116L103 115H105L104 117H102L101 119H102V121H103V118H104V120H109V119H106V118H108L109 116L107 115V113L109 114V110H107V109H111V111L113 110V107H114V104L113 105H109V104H105V106H107L108 108L106 109V107H104L103 105H104ZM130 104H132V105H130ZM20 105V104H19ZM33 105H34V103H33ZM32 105V106H33ZM109 105V106H108ZM141 105V106H140ZM6 106H8V108L6 107ZM50 106H49V109L50 110H52L51 108H50ZM93 106V105H92ZM111 106V107H110ZM113 106V107H112ZM134 108H133V107ZM210 106V105H209ZM17 107V108H16ZM64 109H67L68 110V108L67 107H69V106H66V105H64ZM77 109H78V111H80V109H79V105H76L75 106ZM110 107V108H109ZM139 107H140V109H139ZM222 108V106H217L216 108L218 109V108ZM3 108H4V110L6 111H4L3 110ZM75 108V110L73 111H71V113L73 114V112H74V114L77 112V109ZM137 108V109H136ZM151 108V109H150ZM205 108H207V107H205ZM209 109V112H213V111H217V109ZM11 109H13V108H11ZM142 109V110H141ZM200 109H203V107H200V106H198V107H196V110H200ZM48 110V109H47ZM61 110V112L63 111V109H60ZM9 111V110H8ZM49 111V110H48ZM47 111V112H48ZM122 113H121V112ZM140 111H142V112H140ZM136 112V113H135ZM208 112V111H207ZM206 112V113H207ZM209 112L207 113V114H209ZM70 113V114H71ZM206 113H203V114H199L198 115V117H200V116H202V115H204V114H206ZM3 114V115H4ZM185 114H188V113H185ZM7 116H8V118H7ZM68 116V115H67ZM66 115H62V117H59V118H57V125H58V127L60 128L61 126H62V124H63V119L64 118H68ZM108 116V117H107ZM110 116H112V114H110ZM4 118H3V120L5 119V121H3L2 120V122H4V124L5 123H8V124H6V125H8V126H6L5 125V127L4 128H6V130H4L5 131V133L9 130V127H10V125L12 124V122H11V118H13V115L12 114H8V115H6V117H5V115L3 116ZM70 117H71V115H70ZM196 117H197V115H196ZM122 118V119H121ZM10 121H9V120ZM121 119V120H120ZM8 120V121H7ZM123 120H125V121H123ZM120 121H123V123H121ZM156 121V120H155ZM154 120H153V122L152 123H154L155 122ZM210 121V123H211V125L209 124L208 125V123L207 122H209ZM212 121H213V123H212ZM11 122V123H10ZM105 122V121H104ZM206 123H207V125H205V123L203 124V128H204V130L202 129V127H198L200 130H198V128L196 127L195 129H193V130H191V133H190V135H188L189 137H188V139H191L192 140V142H194L193 144L194 145H199L198 147L197 146H195V147H197V148H194L193 150H192V152H191V154L192 153H196V152H198L197 153V155H194V154H192V155H194L193 157H197L198 155H199V153H200V155H202L201 153H204V151L205 152H213V150L212 149H214V147H219V146H221V142H223V139L225 138L224 136H222V134H221V132H219L220 133V135H218V133H216V130H215V128H214V126L213 125H215L214 123H215V120L213 119V120H208ZM59 123V124H58ZM97 123V122H96ZM119 123V124H118ZM152 125V124H151ZM151 125L149 124L148 125V127H151ZM102 125H100V127H101ZM163 126V125H162ZM162 126H161V128H162ZM210 126V127H209ZM164 127H165V125H164ZM207 127H209V129L207 128ZM237 128H238V126H236ZM240 127V126H239ZM43 128H45L44 126H43ZM65 127L64 126H62V129H64ZM118 128H116V133H114V134H111V136H113V137H115V138H113V140L111 141L112 143H113V141H117V142H121L122 140H124L123 138H121L120 139V137H118L119 135H121V131L119 132V130H118ZM40 129V128H39ZM62 129H60L59 131L61 132V133H64L65 134V131L63 132V131H61ZM111 129V128H110ZM125 129H129V127L128 126H125ZM202 129V130H201ZM208 129V130H207ZM118 130V131H117ZM235 130H237L238 132H239V130L238 129H236L235 128ZM3 131V132H4ZM194 131V134L192 133ZM198 133H197V132ZM200 131V132H199ZM212 131V132H211ZM40 132H43V133H45V129H40V130H37V132H35V133H40ZM117 132H119V135H118V133ZM214 132V133H213ZM4 134V133H3ZM34 134V133H33ZM33 134H32V136H33ZM42 133H40V134H36L35 136H37V137H34V139L33 140H36V141H38V138H40V135H41ZM16 135V134H15ZM23 134L21 133V136H22ZM214 137H213V136ZM20 135H19V137H21ZM221 136V137H220ZM15 137L16 136H14L12 139L10 138L9 140H12V142L11 141H8V140H5V138L3 139V138H1L0 139V143H2V142H4L5 143V145H15V143H18V142H20L19 140H20V138H17L16 137V139H15ZM211 137L213 138V139H211ZM222 137H224V138H222ZM36 138V139H35ZM118 140H117V139ZM215 138H216V140H215ZM218 138V139H217ZM8 139V138H7ZM19 139V140H18ZM187 139V140H188ZM193 139H195V140H193ZM219 139H220V141H219ZM6 142H5V141ZM120 140V141H119ZM198 141V144H197V141ZM222 140V141H221ZM2 141V142H1ZM82 141V140H81ZM195 141H196V143H195ZM212 141V142H211ZM8 142V143H7ZM96 142H98V141H96ZM102 142V145L100 144ZM106 142H108V141H106V139L105 140H102V141H100V143H99V145H101L102 146V148H105V145H106V147H107V144H104V143H106ZM110 141L108 142V144L110 143V144H112ZM168 142V141H167ZM215 142V143H214ZM4 143H2V144H4ZM98 143H96L95 144V150H99V149H102V148H100L101 146H99L98 145ZM207 143H209V144H207ZM210 143H211V146H210ZM213 143V144H212ZM219 143V144H218ZM188 144H190V142H188ZM92 145V144H91ZM90 144L87 146V145H83V146H70V147H68L66 150H64L63 152H61V153H63L64 155H63V157H65V154H68V156L66 155V157H69L70 156V159L71 158H76L77 156H81V155H83V156H85L86 154H88V156L87 157H89V158H87L86 156H85V158H86V160L84 161V163L85 164H83L84 166H83V168H82V170L81 171H79V172H75L76 174H74V175H70V174H72L71 172H69V175L71 176H68L69 178H70V180H71V178H73L72 179V183H73V185H71V186H68L69 185V183L67 184V182L65 181V179H63L64 181H65V183H64V181L62 180V182H61V180H59L58 182H55V184L54 183H52V184H54L56 187L55 188H53L54 187V185L52 186V184L49 186L50 188V190L52 191V193H54V189H56V190H58L57 192H59V188H61V184H62V187H64L63 189L61 188V191L63 190V192H65V191H68V188L66 189V187L68 186L69 187V191H68V195L70 194V193H72V194H74L75 196H80V198L83 200V202L84 203H89V200L91 199L90 197H88V196H86L87 194L89 195V194H93L94 196H97V197H99V198H102V197H104L105 198V196H104V193H103V190L101 191V190H99L98 192H102L101 194H96L95 195V193H86L85 192V187L84 186H88V185H86V183L85 182H83V180H89L90 181V179L89 178H91V177H96V175H100L102 178H101V180H102V182H103V184H104V186H105V188H106V186H107V188H108V186L112 189H114L115 187H118L119 185H120V182L121 183H125V176L124 175H127L128 174V171L127 170H123V166H124V162H123V158L121 159V160H118V158L115 156H110V155H105L104 157H103V163L102 162H100V163H98L97 161L95 162V161H92L91 159L92 158H90V156H89V154H92L93 152H95V150H94V147L92 148V146H91ZM202 145V146H201ZM217 145H219V146H217ZM110 146V145H109ZM142 146V145H141ZM205 147V148H201V147ZM210 146V147H209ZM82 147H83V149L84 150H86L87 149V147H88V149L86 150V151H84L83 149H82ZM86 149H85V148ZM213 147V148H212ZM80 148V149H79ZM143 148V149H142ZM207 148H209V149H207ZM76 149H79L78 151L79 152H77L76 151ZM83 150V151H80V150ZM139 149V150H138ZM138 149H136L135 150V152H134V156L133 157H141L143 160L142 161H140L141 163H145V165L146 166H149V165H153V162H155L156 160H158V158L157 157H159V159H160V155L163 153H161V154H159V156H158V154H157V151L156 150H154L153 151V149L151 150V148L150 147H141V148H138ZM150 149V150H149ZM172 146L169 148V150H168V152H167V148H165V150H164V157H165V160L167 159L166 157L168 156V159H170L169 161H170V163L168 162L167 163V161H168V159H167V161H166V163H165V165L167 166V168L169 167L168 165L169 164H172V165H170V168H172L171 169V173H169L168 174V177L166 176V179H170V178H172V177H174V176H176V175H178L177 173L180 171L179 169H181V168H190L189 166H185L183 163H181L182 162V160L183 161H185L184 159H186L185 158V156H182V155H180L177 151H175L174 149H173V151H172ZM197 149V151L196 152H193V151H195ZM199 149L201 150V151H199ZM207 149V150H206ZM68 150V151H67ZM141 150V151H140ZM215 151H217L216 149H214ZM71 151V152H70ZM77 152V153H75V152ZM165 151H166V153L168 154V155H166V153H165ZM173 153H172V152ZM175 151V152H174ZM67 152H70V153H67ZM154 152H156V153H154ZM170 152L172 153L171 155H170ZM74 153V154H73ZM153 153V154H152ZM175 153V154H174ZM70 154V155H69ZM73 154V155H72ZM191 155V156H192ZM57 156H59V157H56V159L58 160V158H60L59 160H61V158H63L62 157V155L60 156V155H57ZM172 156H174V157H172ZM190 156V157H191ZM202 156H203V158L205 159V160H203L202 159ZM202 156H198V158H196V160H195V162H198V165H201V166H208V163H205L206 161L208 162V159H210V158H208V157H206L205 158V156L204 155H202ZM178 157V158H177ZM55 159V160H56ZM135 159V158H134ZM179 159H181L180 160V162H179ZM200 159H201V161H200ZM76 160V159H75ZM91 160V161H90ZM135 160H137V159H135ZM162 160L164 161V158L162 157ZM137 161H139V160H137ZM175 163H174V162ZM47 161H42L41 163L43 164V165H45V164H47L46 163ZM177 162H178V164H177ZM40 162H38V167L39 166H43L41 163L39 164ZM45 163V164H44ZM181 163V164H180ZM100 164H101V166H100ZM149 164V165H148ZM173 165H174V168H173ZM177 165V166H176ZM23 166V165H22ZM178 166H180V167H178ZM19 167H21V164L17 167L18 169H19ZM179 168V169H177V168ZM22 168V167H21ZM17 169V170H18ZM27 169L28 168H26V166H23V168L22 169H19L17 172L19 173L18 175H20L21 173H24V172H26L27 171ZM174 169V170H173ZM175 169H176V171H175ZM23 170V171H22ZM179 170V171H178ZM21 171V172H20ZM126 171H127V174H126ZM93 173V174H92ZM163 173V172H162ZM62 175H63V173H61ZM81 174H84V176H81ZM122 174V175H121ZM172 174H174V175H172ZM61 175V176H62ZM171 175V176H170ZM23 176V175H22ZM134 177L135 176H137V174H135L134 173V175H133ZM169 176H170V178H169ZM63 177V176H62ZM65 177V176H64ZM120 177V178H119ZM124 180V181H123ZM171 180V179H170ZM172 180H173V178H172ZM171 180V181H172ZM107 182V183H106ZM127 182V181H126ZM174 181H172V183H173ZM60 183V185H59V187H58V184ZM137 183L139 184V183H142V184H144V182H141L140 181V179H138V181H137ZM137 183H134V187L133 188H136L137 187ZM171 183V184H172ZM35 184H36V181L33 183V191L34 190H36L38 187L37 186H35ZM65 184H67V186L65 185ZM127 184V183H126ZM52 186V187H51ZM136 186V187H135ZM52 188H53V190H52ZM66 189V190H65ZM71 189V190H70ZM164 189V188H163ZM50 190H49V193H48V195H50ZM139 190V188L138 189H136V191H138ZM60 191V192H61ZM135 191V192H136ZM56 191H55V193H57ZM85 192V194H83ZM108 194L106 195L107 197V200H106V202H107V209H108V207H109V210H111L112 212H113V207L117 204V202L118 201H120L119 200V198H117V197H119L118 195H115L114 194V191H110V189H108ZM6 193V194H5ZM51 193V194H52ZM133 194V193H132ZM5 197H4V196ZM9 196L11 197V196H13V194L11 193V192H7V191H1V194H0V198H1V200H0V202L2 201V203L4 202V203H6L10 198H9ZM110 196L112 197V198H110ZM8 197V198H7ZM114 197V198H113ZM7 199V200H6ZM108 199L110 200V201H108ZM152 199H150V203L148 204V205H146V207H149V211L146 213V216L148 215L149 217H154L152 214H155L156 215V213H157V208H155L154 207V211L153 210H151L152 209V206H153V204L154 203H152ZM113 204V205H112ZM207 210H211V208H209V206L207 207H205ZM124 210V212L123 213H121V212H118L116 215H119L118 217H121L122 215L124 216V215H129L128 213H127V211L128 212H130V211H133L134 209H131V208H128V209H130V211L129 210H127V208H123ZM152 212V213H151ZM154 212H156V213H154ZM25 218H27L25 215H21L20 217H21V219L23 220V219H25ZM144 217V216H143ZM72 218V217H71ZM115 216H112V219H111V222L109 223V224H112V222H114L115 221ZM6 219H8V221H10V220H12V218H9V217H6ZM114 220V221H113ZM131 221H133V219H131V218H127L126 219V221H124V222H119V223H116V224H118L119 226H121L122 228H124L123 229V231L125 232V230L126 231H129V230H131L130 229V225L132 224V222ZM113 225H115V223H113ZM82 225H78V232H79V238H77V240L76 241H78V244H79V240L78 239H80V240H83V238L84 237H81L82 235H81V233H80V230H81V232H83L84 230H83V226L81 227ZM80 227V228H79ZM126 227V228H125ZM80 229V230H79ZM42 232H37V235H39V237H40V234H41ZM84 234V233H83ZM8 237L7 235H4V237ZM25 236V238H27L28 236L27 235H24ZM4 238L0 235V241H2ZM103 240V239H102ZM26 240L24 239L23 240V242H25ZM50 242H51V240H50ZM24 244V246H26L27 244H29V243H23ZM22 244V245H23ZM82 244H84V245H86V246H89L90 244H89V242H82ZM223 264H225V263H223Z\"/></svg>","mask_w":264,"mask_h":264}]
</instances>
